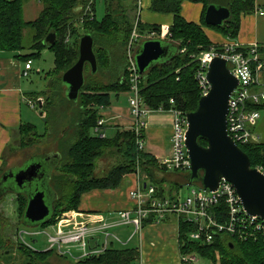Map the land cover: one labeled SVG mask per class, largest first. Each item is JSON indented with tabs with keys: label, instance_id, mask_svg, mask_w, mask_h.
Listing matches in <instances>:
<instances>
[{
	"label": "trees",
	"instance_id": "obj_1",
	"mask_svg": "<svg viewBox=\"0 0 264 264\" xmlns=\"http://www.w3.org/2000/svg\"><path fill=\"white\" fill-rule=\"evenodd\" d=\"M25 1L0 0V50H24V31L30 28L33 32V50L39 52L49 48L55 52V67L50 73L52 77L48 86L33 95L35 99L41 98L38 102L40 110L43 111L46 122L51 118L55 120L54 125L42 134L33 123L24 124L20 128L21 148L32 150V155H48L50 152H58L60 155L50 176L45 178L47 181L43 182L51 200L52 214L41 225L46 227L56 222L64 212L78 210L80 198L85 192L117 188L128 173H140L141 177L146 175L145 179L159 187L158 194L162 197L168 196L169 191L165 187L168 183L179 187L191 182L190 171L168 169L155 156L139 150L133 129H117L114 134L105 137L97 134L95 130L101 117L100 106L107 108L111 105V92L119 94L131 90L128 41L136 18V0H104L105 15L101 21L86 13L90 0H41L42 9L38 17L26 20ZM195 1L204 2L206 9L211 3L222 4L231 9L230 19L223 25L208 24L227 37L237 35L240 14L254 9V0ZM181 3L182 0H153V10H165L175 15L174 23L169 29V37L166 39L173 49V54L142 73L139 87L140 95L150 109L169 110L174 107L187 114L197 109L201 98L200 86L195 77L200 63L197 59L199 54L212 47L222 50V46L214 44L203 30L202 26L207 25L205 17L203 25L189 22L183 17ZM139 25L141 33L154 30L161 33L164 28L143 23ZM86 33L91 34L94 39L98 70L110 69L111 55L120 49L124 58L123 71L117 80L103 83L97 78L98 70L92 73L88 64L85 84L76 105H73L75 101L67 97L62 75L77 61L79 41ZM50 34L55 38L52 46L45 43ZM183 49L185 51L182 52ZM35 54H21L19 57L27 61L34 58ZM171 99L174 100V105H171ZM72 101L73 104H70ZM200 143L207 145L203 139H200ZM240 147L250 157L252 167H261L264 171V141L241 144ZM105 156L115 162L106 173L100 175L97 172L98 161ZM6 171L0 170V181ZM192 182L201 185L198 179ZM16 194L17 210L22 222L25 221L29 193L17 187ZM219 206L224 208L223 203ZM156 217L155 214H150L144 223L152 222ZM167 218H170L169 215L164 220ZM0 222L6 224L5 226L9 225L8 219L1 213ZM179 225L180 249L183 256L200 254L214 261L219 257L220 264H264V240L261 237L238 239L232 234L218 232L211 243H206L190 239L189 235L197 225L182 218L179 219ZM17 233L18 231L14 234L17 236ZM32 241L36 242V238ZM4 248H17L25 264H47L48 259L55 253L54 249L38 250L34 246L32 248L21 244L0 229V251ZM138 259L139 251L136 247H112L99 256H90L78 261L73 259V263L136 264Z\"/></svg>",
	"mask_w": 264,
	"mask_h": 264
},
{
	"label": "built area",
	"instance_id": "obj_2",
	"mask_svg": "<svg viewBox=\"0 0 264 264\" xmlns=\"http://www.w3.org/2000/svg\"><path fill=\"white\" fill-rule=\"evenodd\" d=\"M87 5V13L93 15L92 3ZM264 14V11L262 12ZM170 32L168 28H163L161 33L155 31L146 35L138 31V21L136 22L129 42V73L132 81L133 96L130 98L132 129L136 134V142L139 150L145 148L144 118L150 109L139 94V83L141 73L136 63V52L134 51L139 41L143 39H164L166 40ZM222 50L212 47L202 51L198 56L199 67L195 77L200 86L201 96L208 94L211 85L207 77L209 64L214 57L220 56L227 60L228 67L238 79V85L232 92L229 100V110L227 115V130L231 138L240 146L252 142H261V136L256 131V125L262 117L264 106V84L258 78L257 73L261 70L260 49L258 44H253L248 49H244L238 43L228 41L221 45ZM185 49L182 50V52ZM32 59L25 63L23 75L28 76L32 69ZM39 101L28 100L32 108L40 109ZM174 100L171 99V103ZM100 106V111L104 110ZM159 110H163L160 108ZM174 119L171 125V154L162 159V163L168 169L188 172L191 168V160L186 147V132L188 121L186 114L172 107ZM41 111V110H40ZM106 120L101 115L95 128L97 134L102 137L105 133ZM261 171L263 169L258 167ZM264 172V171H263ZM140 178L138 187L131 191L134 199V206L120 212V220L113 224L103 222L101 225L90 226L82 221H78L76 215L66 214L60 218L59 223L71 226L70 229L59 228L56 232H50L46 227L37 230H18L16 240L26 246L32 247V240L26 235L36 238L40 234H45L49 243L48 249H54L61 255L78 258L74 250L71 249L76 244L81 249V257L99 256L106 250L114 246V242L124 244L119 236L111 232V228L118 225L132 224L135 233H139L145 226V220L150 214H155L156 220L160 222L166 216H176L194 223L196 229L190 233L192 240H200L211 243L217 232H226L236 236L238 239L259 238L264 240V219L257 215L249 214L241 201L234 185L225 178H222L218 188L214 191H204L201 185H195L190 194L182 199L180 197L159 196V187L148 181L146 175ZM146 180V181H145ZM223 203L224 208L221 205ZM133 234V235H134ZM132 235V236H133ZM132 236L129 238L131 239ZM184 262H197V254L182 256Z\"/></svg>",
	"mask_w": 264,
	"mask_h": 264
},
{
	"label": "crops",
	"instance_id": "obj_3",
	"mask_svg": "<svg viewBox=\"0 0 264 264\" xmlns=\"http://www.w3.org/2000/svg\"><path fill=\"white\" fill-rule=\"evenodd\" d=\"M152 4L153 0H136V16L140 17V22L170 29L174 23V13L165 10H153ZM205 10L206 6L202 1L182 0L181 13L189 22L202 24ZM263 11L264 0H254L253 11L240 14L239 31L235 37L224 36L202 24L203 30L214 44L222 45L228 41H233L244 49L250 48L253 44H258L262 67L257 73V78L262 84H264ZM19 55H21L20 51L0 50V170L2 171L24 165V161L32 153L30 149L20 147V128L24 124L32 123L30 115L24 110L23 103L29 105L28 100H35L33 95L40 90L33 91L29 87L25 89L23 70L26 61L22 60ZM121 93L111 92V105L99 112L106 120V135L114 134L117 129L132 130L131 97L129 96L124 102L120 96ZM114 97L116 101H114ZM29 107L31 106L29 105ZM173 119L174 114L171 110L159 109L151 110L144 118V151L155 156L159 161L171 154ZM255 129L261 136V142L264 141V108L262 109V117ZM26 149L27 153L23 155L22 152ZM139 183L138 173H128L117 188L93 189L85 192L80 198L79 209L71 211L70 215H76L78 221L90 226L101 225L103 222L110 224L118 222L120 212L134 206L131 191L137 188ZM169 217L160 222L144 223L143 229L135 234V228L132 224L112 227L111 232L126 242L124 244L114 242L113 247L138 248L139 259L136 264H184L180 249L179 220L176 216ZM59 220L60 218L46 228L50 232H56L59 228H71V226L59 223ZM131 236L132 238L129 239ZM36 241L38 242L37 238ZM45 248L48 249V246ZM71 249L77 253L75 254L78 258L74 259L75 261L86 258L81 257V249L76 244H73Z\"/></svg>",
	"mask_w": 264,
	"mask_h": 264
},
{
	"label": "water",
	"instance_id": "obj_4",
	"mask_svg": "<svg viewBox=\"0 0 264 264\" xmlns=\"http://www.w3.org/2000/svg\"><path fill=\"white\" fill-rule=\"evenodd\" d=\"M232 11L229 7L211 3L207 6L205 22L209 25H223L230 19ZM45 43L52 46L54 35H48ZM173 54V49L167 40L154 38L140 43L136 51V63L142 74L148 68L160 61L167 60ZM90 65L92 73L98 70V60L94 50V39L89 33L84 34L79 41V57L63 75L67 97L77 101L86 76V66ZM207 77L211 88L208 94L201 96L197 109L186 114L188 128L186 132V147L191 160L188 185H195L192 180H200L204 191H214L222 178L230 181L236 188L245 210L251 215L264 219V172L258 167H252L250 157L231 138L227 130V115L229 100L238 85V79L228 67L227 60L216 56L209 64ZM43 116V111H40ZM43 119L46 120L45 116ZM200 139L207 145L200 143ZM42 160H33L17 170H7L0 181V197L7 191L16 192L17 187L39 180L47 181L52 170L45 171L42 163L47 161L54 165L59 159L58 152H52ZM41 167L43 171L41 172ZM47 168V167H46ZM9 187H3L7 179ZM37 178V179H36ZM35 179V180H34ZM35 188L29 195L25 209V221L29 225L39 226L52 214L51 200L45 185Z\"/></svg>",
	"mask_w": 264,
	"mask_h": 264
},
{
	"label": "rangeland",
	"instance_id": "obj_5",
	"mask_svg": "<svg viewBox=\"0 0 264 264\" xmlns=\"http://www.w3.org/2000/svg\"><path fill=\"white\" fill-rule=\"evenodd\" d=\"M95 7H96V10H95L96 18L97 20L101 21L105 15L104 0H97ZM41 9H42L41 0L40 1L39 0H26L24 3V16L26 20H34L36 17H38L39 13L41 12ZM134 15H135V12H134ZM137 16L135 18V21L137 20ZM135 21L133 22L132 32L136 24ZM205 26L211 29H214L211 26H208V25H205ZM138 31L140 32V25H138ZM216 31L222 34V32L218 30ZM132 32H131V35H132ZM150 32H153V31H148L145 33L140 32V34L146 35ZM156 33H158V31H156ZM32 34L33 32L30 28L24 31V45L26 48L21 51V54L36 53L33 56L34 58L32 59L33 69L29 71L28 76L24 77L25 89L29 87V89H32L33 91L34 90L35 91L44 90L48 86L49 81L51 80L52 75L50 73L53 71L55 67V52L49 48H44L39 52H36L35 50H33L31 48ZM130 39H131V36H130ZM143 40L138 42V44L136 45V48L140 44V42H142ZM129 42L130 40L128 41V45H129ZM122 65H124V58L122 56L121 50L118 49V51H116L114 55H111V67H109L110 69L101 68L98 70L97 72L98 80H100L103 83L117 80L122 75V71H123ZM63 85L65 86L64 83ZM133 95H134L133 92L130 90L128 92H122L120 96L122 100L126 102L128 97L129 96L132 97ZM114 101H116L115 97H114ZM76 103H77L76 101L74 102V104H73V101L70 102V104H73V105H76ZM23 107H24V110L30 115L31 122L37 126L39 133L42 134L46 132L48 130V127L50 126L52 127L54 125V121H55L54 119L51 118L49 122H46V120L43 119L44 115L42 116L40 114V109H34V108L32 109L31 107H29V105L25 103H23ZM108 132L110 133V131ZM91 133L95 134L94 131H91ZM26 153H27V149L26 151L23 150L22 154L25 155ZM44 157L45 156H43V154L32 155V153H30L29 158H27L24 161V163L28 164L29 162L33 160H42L44 159ZM55 160L56 162L54 163V165L58 162V159H55ZM113 162L115 161L113 159L107 158V156L101 158L98 161V167H97L98 174L102 175L103 173H106L111 167V165L113 164ZM54 165L49 164L47 166L46 168L47 173L50 172L51 170L53 171ZM22 166L23 165L19 167L15 166L13 170H17ZM9 183H12L14 185V180L10 179ZM165 187H167L168 188L167 191L170 192L168 196L173 195V197H180L182 199H185L190 194L191 189L197 186L186 184V185L176 187V186H171L168 183V186H165ZM17 199H18V196L16 192L14 191H7L0 197V200H1L0 213L2 214V216L7 218L9 221L8 226H5L6 224H3L2 222H0V227H1L0 229L4 231V233L8 237H10L12 240L13 239L16 240L15 234H16V231L18 230H37V229L39 230L43 228L42 225H39V226L29 225L24 220L20 222L19 212L17 210ZM63 214L70 215L71 211L64 212ZM63 214H61L59 218L63 217ZM26 237L31 240L33 239L32 237L28 235H26ZM36 238L38 242L37 241L35 243L33 241L31 242L34 245V247L38 250L47 249L45 248L49 246L47 236L45 234H40ZM5 252H8V253H5ZM73 262L74 260L72 257L69 258L55 251V253L48 259L47 264H74ZM0 264H25V261L22 258V255L20 254V252L17 250V248H13L10 250L4 248L3 250L0 251ZM184 264H220V260H219V257L216 261H214L210 258H206V257L201 256L200 254H197V262H192V263L184 262Z\"/></svg>",
	"mask_w": 264,
	"mask_h": 264
},
{
	"label": "flooded vegetation",
	"instance_id": "obj_6",
	"mask_svg": "<svg viewBox=\"0 0 264 264\" xmlns=\"http://www.w3.org/2000/svg\"><path fill=\"white\" fill-rule=\"evenodd\" d=\"M46 162H47V161H44V162L42 163V165H43L45 171H46V167H47ZM43 167H41V172L43 171ZM46 173H47V172H46ZM11 179H12V178H11ZM36 179H37V178H36ZM34 180H35V179H34ZM9 181H10V179L8 178V179L5 181V185H6V186H3V187H9V186H7V185H8L7 183H9ZM42 185H43V183H42L41 181H39V180H35V181H33L32 183H29V184L26 183V184H24V185L22 186V189H23V191H26V192L29 193V195H31V194L33 193V191H34L35 188L43 187ZM0 186H2V185H0Z\"/></svg>",
	"mask_w": 264,
	"mask_h": 264
},
{
	"label": "bare ground",
	"instance_id": "obj_7",
	"mask_svg": "<svg viewBox=\"0 0 264 264\" xmlns=\"http://www.w3.org/2000/svg\"><path fill=\"white\" fill-rule=\"evenodd\" d=\"M96 3H97V0H94V2L92 3V11H93V15L92 16H90L91 18H94V17H96V14H95V5H96ZM86 13H87V9H86ZM88 14V13H87ZM83 21V19L81 20V22ZM138 21V25H139V23H140V19H139V16H137V20L135 21V22H137ZM68 40H69V38H68ZM144 40H147V39H144ZM143 40V41H144ZM140 45V44H139ZM139 47V46H138ZM138 47L134 50L135 52L137 51V49H138ZM128 48H129V45H128ZM132 82V81H131ZM132 84V83H131ZM131 87H132V85H131ZM131 91H132V89H131ZM133 92V91H132ZM139 94H140V87H139ZM141 96V95H140ZM142 98V97H141ZM143 99V98H142ZM144 101V100H143ZM170 103H171V100H170ZM171 105H174V102L173 103H171ZM172 108V107H171ZM163 110H165V109H163ZM218 233V232H217ZM216 233V234H217ZM215 234V235H216Z\"/></svg>",
	"mask_w": 264,
	"mask_h": 264
}]
</instances>
